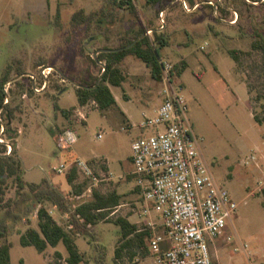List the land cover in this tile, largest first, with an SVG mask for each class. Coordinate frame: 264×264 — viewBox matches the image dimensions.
Segmentation results:
<instances>
[{"label":"rangeland","instance_id":"rangeland-1","mask_svg":"<svg viewBox=\"0 0 264 264\" xmlns=\"http://www.w3.org/2000/svg\"><path fill=\"white\" fill-rule=\"evenodd\" d=\"M172 1L154 5L147 0H132L134 10L126 6L103 15L94 13L107 0H0V76L10 69V80L14 82L28 72L38 73L40 64H55L77 83L80 82L75 78H89L87 67L91 73L101 75L100 63L94 65L90 55L95 56L99 47H118L146 27L156 28L159 10L166 8L167 26L163 31L170 35V44L159 48L161 59L177 65V81L184 86L189 121L203 154L218 183L239 202L233 222L212 248L214 261L264 264V182H260L264 178V121L260 123L255 117L264 115V55L251 50L255 34L264 35V0H220L224 9L217 12L207 5L208 0H193V5L187 0L190 7L197 5L193 11L185 10L180 0ZM81 10L95 15L88 24L73 21V14ZM102 18L109 24L98 27ZM145 33L142 35H148ZM233 48L252 52L241 53V62L237 63L229 53ZM183 60L188 66L180 75ZM122 65L135 120L141 122L142 110L151 115L160 104L161 84L147 65L133 55ZM60 87L63 88L58 90ZM12 88L13 117L6 128L7 135H3L14 148L8 154L22 163L19 175L26 183L49 176L54 181L63 179L66 184L65 173L57 171V153L64 151L57 145L54 129L63 116L55 103L62 108L77 105L74 84L54 74L43 92L31 94L21 84ZM114 90L123 94L122 87L115 86ZM96 105L90 101L80 107L84 115L88 114L84 122L77 121L82 116L72 109L69 117L73 120L62 126L78 135L74 145L77 155L84 159L100 157L109 164L108 167L104 161H97L98 181L77 174L75 183L82 184L85 195L72 203L92 200L96 189L102 193L116 189L123 196L109 220L90 227L92 238L75 235L88 260L78 264H152L151 252L146 257L139 252L131 258L125 250L115 257L121 236L120 226L114 222L118 216L139 226L147 221L156 223L159 230L162 226L155 212L141 215L143 196L131 175L134 131L125 129L126 122L119 112L105 114ZM252 154L258 159L245 163ZM16 178L17 175L8 176L2 183L5 194H0V225L14 228L0 242H12L11 264H54L59 260L56 251L63 258L68 255L64 244L39 252L35 246L20 242L18 230L37 226L38 216L36 211L25 214L33 204L32 194L26 183L19 187ZM17 212L23 217L14 222L13 214ZM65 223L67 227L68 220Z\"/></svg>","mask_w":264,"mask_h":264},{"label":"built area","instance_id":"built-area-1","mask_svg":"<svg viewBox=\"0 0 264 264\" xmlns=\"http://www.w3.org/2000/svg\"><path fill=\"white\" fill-rule=\"evenodd\" d=\"M180 1L187 11L197 8L196 4L190 7L187 0ZM207 3L212 4L217 12L220 0H208ZM166 10L163 8L159 11L157 27L146 28L145 34L151 35L154 30L162 31L167 26ZM161 64L162 102L155 114L142 119L139 127L143 134L132 140L131 175L136 179L135 186L143 196L141 214L147 216L155 212L161 219L162 230L153 221L146 224L151 229L149 250L153 255V264H216L211 242L233 222L239 202L225 186L218 183L203 154L200 140L189 121V106L183 92L184 86L177 81L175 64L168 59H161ZM55 72L52 65H45L39 67L38 73L28 72L26 75L30 77L35 92H43L49 87ZM12 86V81L5 85V103L11 101ZM1 112L2 109L0 115ZM125 129L129 131V125H125ZM4 130L3 125L0 143L7 146L8 154L13 147L4 137ZM77 141L78 135L70 128L60 131L56 136L57 145L63 151L70 152ZM256 159L258 157L252 154L244 162ZM96 164L97 161L71 155L60 161L57 171L70 173L76 170L85 179L98 181ZM262 174L264 176V169ZM260 182L263 183L264 178ZM84 195L82 192L65 195L71 209L68 211L70 215L83 203L73 204L72 200H80ZM77 216L83 221L79 214ZM71 225L73 229L72 221ZM92 225L89 223L88 227Z\"/></svg>","mask_w":264,"mask_h":264},{"label":"trees","instance_id":"trees-1","mask_svg":"<svg viewBox=\"0 0 264 264\" xmlns=\"http://www.w3.org/2000/svg\"><path fill=\"white\" fill-rule=\"evenodd\" d=\"M149 4L157 5L163 0H147ZM193 5L194 1L189 0ZM210 7L214 9L212 4L207 3ZM130 7L132 10L135 9L132 0H107V3L101 7L94 14L110 13L109 9L113 8H125ZM219 9L223 11V5L219 6ZM161 10V9H160ZM159 10V11H160ZM111 11V10H110ZM94 14H85L84 10L78 11L73 14V21L78 24H88L89 21L95 16ZM147 28V27H146ZM139 31L138 34L134 36L133 39L122 43L118 47L119 50H108L99 51L97 53V59L94 55H90V61L94 65H98L99 62L104 63L101 65L102 77L97 83L99 76L90 72V68L87 67L85 72H87L89 78L87 80L78 79L83 86H77L74 84L75 92L78 97L79 105H85L90 101L97 103L100 109H108L113 106H117L116 98L111 90L112 86H123L124 81L127 78V74L123 68V61L127 56L133 55L143 61L147 67L150 69L152 76L160 81L162 73L161 55L159 48L167 45L169 43V37L164 33V31L156 30L154 37L150 35H142L146 31ZM133 43V44H132ZM132 44V45H131ZM101 48H113L109 46H103L96 49V52ZM251 50L261 51L264 55V35L261 33H256L255 38L251 42ZM252 51H241L238 49H230L229 53L233 59L237 62H241V53H251ZM182 67L178 70L181 75L185 68L187 67L186 62L182 61ZM175 64V68H176ZM20 73H24L21 71ZM59 77L64 78L58 72H55ZM10 69H6L3 75L0 76V109L1 119H0V131L2 126H5L4 135L6 134V128L11 122L13 117V107L11 101L5 103L7 92L5 91V85L10 80ZM20 80V82H19ZM13 82V86L21 84L22 86H27L31 94L35 92L32 86V81L27 75H22L21 79ZM12 86V87H13ZM58 86V85H57ZM10 88V91L13 88ZM63 87L58 88L61 90ZM56 109H59L63 115L69 116L74 110L72 108H61L57 103H55ZM256 120L260 123L264 121V115L259 117L255 115ZM14 150V148H13ZM12 150V151H13ZM7 146L0 143V194L4 195L2 183L6 181V178L11 175H17L16 183L19 187L24 186V179L19 175L22 167L20 160H16L11 154H7ZM67 157H70L69 154ZM91 161H96L91 159ZM76 170H72L68 175V181L72 186V191L80 193L82 191V184L75 183L77 178ZM32 194L33 204L30 206L25 214H29L31 211H36L38 216L37 226H28L24 231L18 230L20 233V242L22 245H33L39 252H44L49 246L56 247L60 243H63L66 247L68 255L63 258L61 252L56 251V255L59 257L54 264H78L80 262L88 263L85 255L79 249L75 235L82 234L92 238V232L88 227V224H97L100 221L109 220L110 213L113 209L121 203V198L123 194L118 192V190L113 189L109 193H102L99 190H95L94 197L90 201L83 202L79 204L74 212H71V221L73 223V229L68 231L65 229L54 216L50 214L47 208V203L55 204L59 209L66 212L69 210V206L65 199V194L55 185H53L48 178H43L39 182H28L26 183ZM137 187V186H136ZM138 188V187H137ZM1 199V198H0ZM83 218L81 221L77 215ZM23 215L19 212L13 214V221L18 222L22 219ZM114 222L120 226L121 236L119 240V245L116 246L115 257L118 258L122 255L123 251L127 250L131 258H134L139 252L142 253L143 257H146L149 253L148 240L151 234L150 227L146 225L139 226L137 223H133L128 220V218L123 216H118ZM14 228V225L8 226V224L0 225V239L8 235V232ZM11 247L12 242H0V264H11ZM64 259V260H63Z\"/></svg>","mask_w":264,"mask_h":264},{"label":"crops","instance_id":"crops-1","mask_svg":"<svg viewBox=\"0 0 264 264\" xmlns=\"http://www.w3.org/2000/svg\"><path fill=\"white\" fill-rule=\"evenodd\" d=\"M172 3H174V0L172 1ZM105 5V4H104ZM104 5H102L101 7H103ZM101 9V8H99ZM98 9V10H99ZM113 8L109 9V12L110 10H112ZM88 14V13H87ZM111 22V21H110ZM113 22V21H112ZM111 22V23H112ZM159 22L158 18H157V23ZM110 23V25H111ZM103 24H109V21L108 20H105V19H100L98 20V27H102ZM157 27V26H156ZM153 28V27H152ZM155 28V27H154ZM170 44V35H169V43ZM96 53V52H95ZM128 57V56H127ZM126 57V58H127ZM126 58L124 60H126ZM41 66H45L44 64H40L38 66L41 67ZM53 66V65H52ZM54 66H56L54 64ZM187 66H188V63H187ZM57 67V66H56ZM60 68V67H58ZM182 75V74H181ZM13 76V75H12ZM11 76V77H12ZM125 82V81H124ZM160 82V81H159ZM114 87L115 86H112L111 85V90L116 98V101H117V106H113V107H110L108 109H101L103 112H105V114H110V112H119L122 116H123V119L124 121L126 122V125H129L130 127V130L129 131H134L133 135H132V140L138 136H141L143 134V130L139 127V124L140 122L139 121H136L135 120V109L133 108V106L131 105V101H132V96L126 91V88H125V84L123 83V86H117V87H122L123 88V94L120 95L118 94L115 90H114ZM161 102H162V98H161ZM160 102V104H161ZM160 104L157 106V107H154L153 108V113H151V115L155 114L156 113V110L158 109V107L160 106ZM84 106V105H83ZM72 107H75V111H78V113L76 114H81L82 117H79L77 121L79 120H82L83 122L86 121L87 119V115H84L83 114V111L80 107H82V105H79V103L77 105H73ZM62 108V107H61ZM64 108H70V107H64ZM95 108V107H93ZM96 108H99L98 105H96ZM100 109V108H99ZM141 115L143 116V118L146 116V115H149V113L144 109L142 110V113ZM63 116V117H62ZM62 118H60V122L61 124H57V126L55 127V134H54V138L56 139V136L57 134L60 132V131H63L64 129H62V126L63 125H66V121L69 122L73 119H70L72 117H69V116H65L62 114ZM142 118V119H143ZM64 127V126H63ZM18 140V139H17ZM132 153V152H131ZM68 154L69 156L71 155H77V152L75 150V148H73L70 152L69 151H64L63 153H57V156H58V159L63 160V159H67L68 157ZM79 156V155H77ZM132 156V154H131ZM91 159H95L96 161L98 160H102L104 161L107 166L109 167V164L107 163L106 160L100 158V157H96V158H91ZM89 159V160H91ZM112 172V171H111ZM69 173H65V178H66V184H65V180L63 179H59L58 181H54L52 180L49 176L45 177V178H48V180L53 184L55 185L56 187H58L65 195L69 194V193H72V186L71 184L69 183L68 181V175ZM122 175V174H121ZM36 182H39V181H36ZM50 204V205H49ZM47 204V208L51 211V214L52 216H54L56 218V220L65 228L67 229L68 231H71V215L69 212H66L64 210H61L59 209L56 205L54 204H51L49 203ZM126 203H123L122 205H124ZM142 208V207H141ZM143 215V214H141ZM141 217H144V216H141ZM68 220V225L67 227L65 226V221ZM140 220H143V218H141ZM138 220V221H140ZM150 220V219H149ZM144 221V220H143ZM149 222V221H147ZM76 235H79L81 236L82 234H76ZM222 236V235H221ZM219 236L218 239L221 237ZM61 244V243H60ZM63 244V243H62ZM216 245V240H214L213 242H211V249ZM153 259V257H152ZM152 264H153V260H152Z\"/></svg>","mask_w":264,"mask_h":264},{"label":"water","instance_id":"water-1","mask_svg":"<svg viewBox=\"0 0 264 264\" xmlns=\"http://www.w3.org/2000/svg\"><path fill=\"white\" fill-rule=\"evenodd\" d=\"M119 49L120 48H101L95 53V58L97 59V53L99 51L119 50ZM99 63H102V62H99ZM53 68L55 69L56 72H58L61 76H63L65 80H69L71 83H73V84H75L77 86H83V84L77 83L74 79H72L70 76H68L66 73H64L60 68L55 67V66H53ZM101 77H102V74L99 76V79H98L97 83L100 81ZM10 81H12V80H10Z\"/></svg>","mask_w":264,"mask_h":264}]
</instances>
